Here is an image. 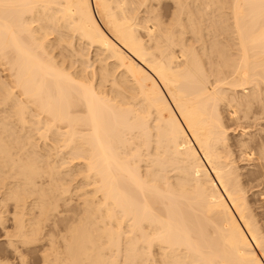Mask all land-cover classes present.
Returning <instances> with one entry per match:
<instances>
[{
	"label": "bare ground",
	"instance_id": "bare-ground-1",
	"mask_svg": "<svg viewBox=\"0 0 264 264\" xmlns=\"http://www.w3.org/2000/svg\"><path fill=\"white\" fill-rule=\"evenodd\" d=\"M162 1L0 0V197L20 257L264 264V135L246 131L264 124V0H170L168 21ZM57 146L81 167L73 196Z\"/></svg>",
	"mask_w": 264,
	"mask_h": 264
},
{
	"label": "rangeland",
	"instance_id": "rangeland-1",
	"mask_svg": "<svg viewBox=\"0 0 264 264\" xmlns=\"http://www.w3.org/2000/svg\"><path fill=\"white\" fill-rule=\"evenodd\" d=\"M170 3V4H169ZM171 4L173 5V3L169 0H164V1H162L161 2V8H159L160 9V12L162 13L163 12V14H161L162 16H163V18H164V20L165 21H168L169 20V17H170V15L169 14H171L172 13V10H173V6H172V8H171ZM171 12V13H170ZM169 15V17L168 18H166L167 16ZM166 19H168V20H166ZM2 66H4V65H2ZM6 67V66H5ZM5 67H4V71H5V73H3L2 71H1V64H0V78H2V79H0V80H3V77H4V80L5 81H7L9 78H8V76H6V75H8V74H6V73H8V71H6L5 70ZM3 70V69H2ZM6 74V75H5ZM4 75V76H3ZM2 76V77H1ZM5 78H8V79H5ZM3 80V81H4ZM16 123V122H15ZM16 125V124H15ZM16 127V126H15ZM262 127H263V129H262ZM228 129H227V135H228V138H229V142L230 143H232L233 141H235L238 137H239V134H240V128H237V127H232V126H228L227 127ZM246 131H248L247 132V134H249V135H254V136H257L258 134H263L264 135V124H262V125H259V126H251V127H249V128H246ZM257 131H261V132H257ZM257 134V135H256ZM39 137H35V141L37 142V145H38V149H43V150H45V148H44V146H43V144H44V142H43V139L42 138H39ZM37 139V140H36ZM49 139H47L46 141H48ZM40 142H41V144H40ZM48 143H49V141H48ZM58 145V144H57ZM57 148H58V146H57ZM56 148V151L55 150H53V151H51V152H53V154L52 155H54V151H55V153L57 152L58 154H57V157H56V160H59V158L61 159V157H63V158H66V159H64V160H66V162L64 161V167H66V168H63V169H65V172L63 171V174H64V181H65V183L66 184H70L69 185V187L71 186L72 188H70L71 190L73 189V187L76 189V185L78 186V179L80 178V175H79V172H80V168H79V164L77 163V160L76 159H73V162H75L74 164H73V162H71L72 160H70V156H69V154H67V153H64L63 151L64 150H62V152H60L61 150H60V148H58L57 149ZM59 152H60V154H59ZM61 153L63 154H66L65 156L63 155H61ZM69 157V159H67L68 157ZM63 160V159H62ZM62 160H59L58 161V163H61L62 162ZM70 160V161H69ZM75 160V161H74ZM71 162L70 164H69V162ZM249 162H253V161H238L236 164L237 165H239V167L240 168H243V169H241V170H243V171H247L248 169H251V168H253L252 166V163H249ZM247 163V164H246ZM249 163V164H248ZM67 164H69V165H67ZM75 164H76V168L75 167H73V165L75 166ZM63 165V164H62ZM68 166V167H67ZM243 166V167H242ZM60 167H62V166H60ZM77 167H78V169H77ZM69 168V169H68ZM73 168L75 169V175H77V177L74 175V170H73ZM61 169V168H60ZM67 169H68V171L69 172H67ZM71 169V170H70ZM77 170V171H76ZM70 171H72V172H70ZM79 171V172H78ZM72 174V175H71ZM65 175H67L68 176V178L65 176ZM70 175V176H69ZM69 177H70V179H69ZM72 178L74 179V178H76L77 180L75 181V179L74 180H72ZM68 179V180H67ZM67 180V181H66ZM70 181H71V183H70ZM67 182H69V183H67ZM74 182V183H73ZM74 185H73V184ZM76 184V185H75ZM0 194H1V192H3L4 191V189H3V191H2V188H3V186H1L0 185ZM74 189V191L76 192V190ZM254 189V190H253ZM259 189V190H258ZM257 189V187H255V188H250L249 190H248V192H247V196L249 197V199H251V200H257V204H258V202H260V200H259V197H261V195H260V187ZM73 190H72V192H73V194H72V196L74 195V192ZM254 191V192H253ZM255 194V195H254ZM3 196V194L1 195V197ZM0 197V200L2 199ZM4 201H2L1 200V202H0V211L2 212V215H3V217L5 218V229H2L1 227H0V262L1 263H3V264H41L40 262H42V261H40L41 259L38 257L37 258V256L39 255V253H38V255L37 254H34L33 253V251L34 252H36L37 253V249H34L33 247H29V248H31V249H29L28 247H26L27 249H24V248H21L22 246H19V248H18V250L21 252V253H24L21 257L22 258H24V260L20 257V254H18V252L17 251H15V250H17V249H15L14 248V245H16V241L14 242V240H16V237L14 238V235L16 236V232H15V234H12L11 232H14V230H15V228L14 227H12L13 226V204L12 203H9L8 204V202L5 204V203H3ZM1 203H2V205H1ZM5 204V205H4ZM12 204V205H11ZM8 205V207H7V209H8V211H5L6 210V208H5V206H7ZM3 207H4V209H3ZM12 208V209H11ZM6 216V217H5ZM11 217V218H10ZM7 218H9V219H7ZM6 219H7V221H6ZM11 219V220H10ZM11 221V222H10ZM261 221H263V219H261ZM260 221V222H261ZM12 224V225H11ZM7 225V226H6ZM12 227V228H11ZM7 228V229H6ZM8 228H10V230L8 229ZM14 228V229H13ZM2 229V230H1ZM12 229V230H11ZM5 230V231H4ZM8 231V234H7V231ZM4 231V232H3ZM10 233V234H9ZM11 234H12V239L13 240H11V237L9 238L8 236H11ZM6 235H8V236H6ZM8 239V240H7ZM13 241L12 242V244H13V246L11 247L10 245H8L9 244V241ZM8 241V242H7ZM16 247V246H15ZM14 248V249H13ZM21 249V250H20ZM22 249H24L23 251H22ZM33 249V250H32ZM30 250V251H29ZM154 251H155V248H154ZM156 251L158 252V250L156 249ZM155 251V252H156ZM17 254H18V256H17ZM157 254V256H158V253H156ZM155 254V255H156ZM18 257H20V258H18ZM156 257V256H155ZM23 261V262H22ZM43 264V263H42Z\"/></svg>",
	"mask_w": 264,
	"mask_h": 264
}]
</instances>
